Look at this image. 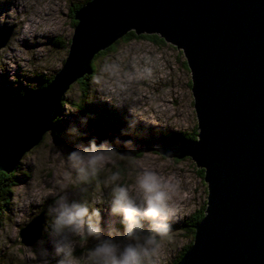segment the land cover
Instances as JSON below:
<instances>
[{"label":"water","instance_id":"obj_1","mask_svg":"<svg viewBox=\"0 0 264 264\" xmlns=\"http://www.w3.org/2000/svg\"><path fill=\"white\" fill-rule=\"evenodd\" d=\"M74 20L68 55L48 84L0 96V172H14L57 130L62 100L93 72L97 54L131 31L158 35L186 57L198 138L165 134L148 141L111 126L86 136L128 151L124 140L142 142H132L131 152L189 157L204 170L205 215L175 264H264V0H90ZM12 29L0 30V49ZM43 222L41 214L22 228V243L33 245Z\"/></svg>","mask_w":264,"mask_h":264},{"label":"rangeland","instance_id":"obj_2","mask_svg":"<svg viewBox=\"0 0 264 264\" xmlns=\"http://www.w3.org/2000/svg\"><path fill=\"white\" fill-rule=\"evenodd\" d=\"M82 3L85 4V0H0V30L5 32L13 28L8 43L0 49V88H36L44 78L62 68L75 29L71 9ZM155 37L156 40L161 38ZM155 37L120 41L113 50L98 57L93 75L87 81L75 82L67 91L66 99L72 104L65 107L60 124L67 127L85 116L77 105L81 103L123 123L130 132H139L144 140L162 139L164 133H184L197 139L192 75L186 57L165 41L156 43ZM105 90L120 107L102 99ZM130 112L135 114L137 122L132 119L126 125L125 119ZM93 127L89 117L84 131L92 132ZM71 146L62 132L53 130L22 158L14 176L17 186L9 195L1 219L0 264H41L34 251L35 243H22L20 231L41 214L45 220L44 205L61 185L70 182V169L62 154ZM116 149L120 153L128 152L125 148ZM131 155L132 165L125 160L114 161L122 168L125 182L131 181L135 171L150 170L175 186L169 200L173 210L170 232L160 241L155 257V264H172L194 239L183 224L206 207L207 183L201 176V169L189 157L179 160L154 150L139 155L131 152ZM152 162L158 166L154 168ZM99 194L96 192L94 196ZM44 246L49 247L46 240ZM84 247L85 244L80 243L78 251Z\"/></svg>","mask_w":264,"mask_h":264},{"label":"clouds","instance_id":"obj_3","mask_svg":"<svg viewBox=\"0 0 264 264\" xmlns=\"http://www.w3.org/2000/svg\"><path fill=\"white\" fill-rule=\"evenodd\" d=\"M102 99L121 106L107 90ZM88 119L81 116L64 128L63 135L72 146L62 158L71 180L44 205L42 236L35 241L34 251L41 264H155L160 241L170 232L169 200L175 186L150 170L135 171L131 181L125 182L122 168L114 161L132 165L131 139L123 141L129 147L126 153L118 152L106 139L97 143L93 136L84 141ZM132 119L137 122L130 112L125 124ZM119 135L133 133L126 126ZM96 192L101 194L94 196ZM45 240L49 247L44 246ZM80 243L85 247L78 251Z\"/></svg>","mask_w":264,"mask_h":264},{"label":"trees","instance_id":"obj_4","mask_svg":"<svg viewBox=\"0 0 264 264\" xmlns=\"http://www.w3.org/2000/svg\"><path fill=\"white\" fill-rule=\"evenodd\" d=\"M88 1H90V0H85V3L88 2ZM83 4L84 3L75 5L71 9V15L70 16H71V19H72V22H73V26L74 27L77 24V22L74 20V14H75L76 10H78ZM147 36L151 38V37H155L156 35H151V36H149L148 34L136 35L133 31L127 33L121 40L117 41L114 45H112L111 47H109L105 51H102V52H100L99 54H97L95 56V58L92 61V67H93L92 69H93V72L95 71V66H94L95 60L98 57L103 56V55L107 54L108 52H110L111 50H113L114 47H115V45H117L120 41L129 42V41H132L133 39H143L144 37H147ZM156 38L157 37L153 38V41H155L156 43H157V41L160 42V43H165L164 40H162L161 38H158L157 40H156ZM92 73L85 75V77L82 78V79H80V80L87 81L93 75ZM51 79H52V76H49L48 78H44V80L41 81L36 86V88L45 86L46 84H48V82ZM83 86H84V84H83ZM28 89H32V88H27V89L25 88L23 90V89H20V88H10V87L4 88L3 87V88H0V96L9 95V94H12V95H22ZM83 92L86 93L87 90L83 88ZM85 96L86 95L84 94L83 97H85ZM68 104H72V103H71L70 100L66 99V96H65V98L62 100V111H61L60 115L56 117V119L54 121L55 126L57 127V130L60 131V132H62V134H63V131H64V128L65 127L60 124V120H61V117L63 116L64 109H65V107ZM77 105H78V108L83 113H85L86 115L88 114V116L92 118V122H93V125H94L93 128H95V129H99L98 125H101L102 127L111 126V127H114V128H116L118 130L120 128H122L123 126L126 127L125 125H123V123L118 122L117 120L114 121L113 119H111V117L107 116L106 114H102L100 112L97 113V110L92 109V107L90 105L83 106V104H81V103L80 104L78 103ZM96 121H99V123H97ZM131 133H133L138 138H142V137H140L139 132H137V131H132ZM164 134H168L169 136L183 135V136H185L187 138L194 139V138H192V136L187 135V134L185 135L184 133H164ZM44 137H43V140H44ZM138 155H139V153H138ZM15 172H16V170L14 172L10 173V174H7L5 172H0V225H1V219L3 218V212L5 211L4 209L7 207L9 195L12 194L13 188L15 186H17V183L14 181ZM200 173H201V176L204 177V170L203 169L200 170ZM205 208L206 207L204 206L199 212H197L196 214H193L192 216H190L187 220H185V222L183 224V225H186V227H188L187 229L190 231V233H192V236L195 233V229H194L195 228V225L198 222H200L203 219L204 215H205ZM192 242L189 245H187L180 252V255L178 256V258L175 259V261L172 264L177 263L182 258V256L188 250V248L190 247V245L192 244Z\"/></svg>","mask_w":264,"mask_h":264},{"label":"bare ground","instance_id":"obj_5","mask_svg":"<svg viewBox=\"0 0 264 264\" xmlns=\"http://www.w3.org/2000/svg\"><path fill=\"white\" fill-rule=\"evenodd\" d=\"M152 164H153V167H154V168L158 166V164L155 163V162H152Z\"/></svg>","mask_w":264,"mask_h":264}]
</instances>
